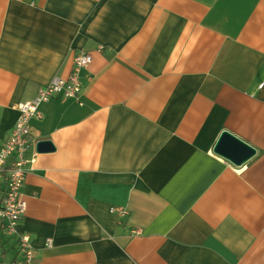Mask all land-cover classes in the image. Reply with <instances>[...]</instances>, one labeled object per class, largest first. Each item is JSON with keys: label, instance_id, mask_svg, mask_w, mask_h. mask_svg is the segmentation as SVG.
Masks as SVG:
<instances>
[{"label": "crops", "instance_id": "1", "mask_svg": "<svg viewBox=\"0 0 264 264\" xmlns=\"http://www.w3.org/2000/svg\"><path fill=\"white\" fill-rule=\"evenodd\" d=\"M79 51L78 97L31 120L0 264H264V0H0V143ZM223 131L255 149L217 152ZM52 239V246L47 240Z\"/></svg>", "mask_w": 264, "mask_h": 264}, {"label": "built area", "instance_id": "2", "mask_svg": "<svg viewBox=\"0 0 264 264\" xmlns=\"http://www.w3.org/2000/svg\"><path fill=\"white\" fill-rule=\"evenodd\" d=\"M92 62V55L79 51L74 57V66L70 76L54 77L45 87H41L32 99L18 104L19 117L11 135L0 143V224L8 230H14L25 214L27 200L22 188L28 172V165L35 160V156H28L27 152L34 141L31 134V120L40 116L41 105L54 95L63 94L66 97H78L82 90L81 71ZM52 246V239L47 240ZM21 248L24 257L17 264H35V250L29 235H22Z\"/></svg>", "mask_w": 264, "mask_h": 264}, {"label": "water", "instance_id": "3", "mask_svg": "<svg viewBox=\"0 0 264 264\" xmlns=\"http://www.w3.org/2000/svg\"><path fill=\"white\" fill-rule=\"evenodd\" d=\"M53 148L50 140L39 141L37 146L39 152L51 151ZM215 150L237 163H243L255 153L254 147L228 131H223Z\"/></svg>", "mask_w": 264, "mask_h": 264}]
</instances>
